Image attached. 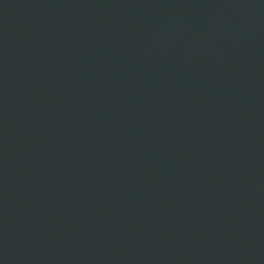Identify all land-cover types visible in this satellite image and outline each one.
<instances>
[{"label": "water", "instance_id": "95a60500", "mask_svg": "<svg viewBox=\"0 0 264 264\" xmlns=\"http://www.w3.org/2000/svg\"><path fill=\"white\" fill-rule=\"evenodd\" d=\"M0 264H264V0H0Z\"/></svg>", "mask_w": 264, "mask_h": 264}]
</instances>
